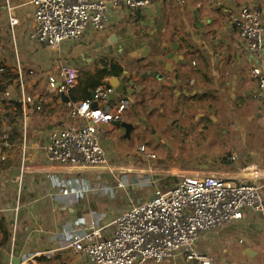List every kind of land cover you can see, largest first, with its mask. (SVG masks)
<instances>
[{"label":"crops","instance_id":"0c3cea01","mask_svg":"<svg viewBox=\"0 0 264 264\" xmlns=\"http://www.w3.org/2000/svg\"><path fill=\"white\" fill-rule=\"evenodd\" d=\"M12 1L15 4L12 16L19 21L14 26L11 25L8 12H6L5 0H0V16L3 13L1 26L3 29L5 28L6 38L11 49V59L7 66L14 67L16 60L21 61L27 73V81L33 77L27 90L30 95H35L33 93H37V90L41 88L39 84L42 77L46 78L43 81L47 84L49 75L60 73L62 69L60 58H70L77 63L81 61V64L77 66L78 71L82 68L92 70L97 68V60L100 59L105 63L110 61L108 66L111 61H116L115 63L123 66L125 71H129L127 77L130 76V73L136 72H139L140 75L154 73V77L149 76L136 84L137 92L131 97L132 106L127 119V122H131V120L139 118V109L144 107V100H147V104H151L149 112H176L181 102H189L191 110L197 109L198 101L202 100L200 97L208 98L207 90L212 88L213 80L218 77L222 78L226 68L233 73L228 65L236 66L237 64L238 69L246 70H239L237 74L233 73V87L230 96L235 103H243L241 108L245 112L247 121L251 123L249 126L259 124L264 129V101L253 99L258 81L253 72L255 68L264 70V52L257 57L251 56L240 39L239 31L229 23L230 16L242 6L264 10V0H221L215 12L208 9L214 0H201L200 2L195 0H153L152 5L146 9L113 12L111 21L104 32L88 29L80 41L64 42L53 52L55 56L51 59L43 51L40 53V59L31 55L34 50H50L46 47L39 48L30 37L34 25V11L30 0ZM191 7L194 10L200 9V12L195 14ZM213 19L215 21L211 22ZM223 23H227L226 26H223ZM217 26H220V29ZM138 41H142V44H138ZM20 43L24 53L20 50ZM146 45L152 47V51L146 59H140L138 52ZM173 45L178 46V51L172 49ZM126 56L130 59L129 67L125 66ZM48 67L51 70L45 73ZM31 70L34 75L29 74ZM36 74L39 76L35 77ZM127 77L123 73V80H127L125 82L130 81ZM67 96L69 97V95ZM10 102L12 103L8 104L5 113L17 112L18 105H14L12 100ZM47 104L43 109L47 106V111L52 112L57 107H64L65 103L61 97L59 100L50 95ZM8 107L11 108L8 109ZM37 115L39 112H31L29 116L31 135H36V138H31L30 143L26 145L15 141L11 156V158L14 157L15 164L6 169H0V187L3 190L5 188L9 190L11 184L13 185V193H3L4 200L15 201L16 205L20 196L27 198L30 210L22 207L18 214L13 209L9 213L8 203L0 205V209L8 214L9 232L16 237L18 256L27 252H39L46 255L40 259L42 264H90L84 256L65 248V243L58 241L57 238L62 231L66 230L67 226L82 222L85 215L92 212L101 213L102 207L99 204L103 202L96 191V195H93L95 184L91 183V186H88L89 176L87 174L79 176L51 172L47 174L43 172L21 173V168L24 165H29L28 168H32L46 164L43 154L39 157L36 154L29 155V149L39 147L38 143L31 141H41L44 138L45 132H42L41 135L37 134L36 121H41L42 125L48 124L42 121V117L35 118ZM69 121L72 122L67 114L63 123L67 124ZM77 122L79 123L81 120H77ZM135 122L137 123V121ZM56 124L50 123L51 126ZM64 124L61 123L57 127ZM249 126L243 128L242 131L247 135V141L251 136ZM110 128L111 138L117 130H124L116 124ZM52 130L47 133L45 142ZM238 138V136H232L230 139L231 146L234 148L233 157L230 154L227 159L229 163L223 160L221 162L223 168H209V164H204L202 170L239 171L225 169L229 166L235 167L230 160L237 162V160L241 161L243 157V146ZM27 149L29 156L24 164L22 156ZM17 151H20L21 154L19 155ZM34 158H38L39 162L33 164ZM66 189L74 192H89V195L88 198H83L80 202L67 197L60 198V193ZM14 193L18 194L17 199ZM24 193L28 195H24ZM61 200L64 203H61ZM104 205L105 212H107L106 203ZM33 207L37 209L36 212H40L39 224L36 219L31 217ZM55 213L61 215L64 222L55 224L54 233L49 234L43 231L40 225L50 220ZM26 218H29L31 222L24 225L20 223V220H26ZM113 219L108 217L106 224L111 223ZM15 220L17 221L16 225ZM110 235L111 228L108 227L105 230V236ZM0 237H2V233ZM200 248L202 251L206 249L210 251L215 259V264H264V215L246 210L242 221L229 225L219 237L205 240ZM2 251L4 264H6V250ZM162 264L188 263L184 258H177Z\"/></svg>","mask_w":264,"mask_h":264},{"label":"built area","instance_id":"2783aa9c","mask_svg":"<svg viewBox=\"0 0 264 264\" xmlns=\"http://www.w3.org/2000/svg\"><path fill=\"white\" fill-rule=\"evenodd\" d=\"M152 3L153 0H30L34 11L30 37L39 48L55 51L66 41H80L90 28L104 32L113 12L142 10ZM5 5L11 25H17L18 19L12 16L14 1L5 0ZM229 23L239 31L240 39L251 56L257 57L264 52L263 9L242 6L230 16ZM16 61L14 67L6 65L0 69V72L9 70L12 76L0 97L18 105L17 112L22 115V122L16 136L18 142L26 145L31 138H36V135H31L30 113L43 110L46 99L28 93L33 77L27 81L23 64ZM59 62L62 65L60 73L47 78L48 91L56 97L68 95L79 83L74 61L60 58ZM29 74L34 75V72ZM253 75L258 80L254 98L264 101V70L255 68ZM113 78L106 77L104 85L98 87L90 99L70 100L64 104L72 122L58 126L48 134L43 146L46 164L40 166L43 167L41 172L86 175L115 171L104 144L113 124L127 122L132 101L122 96L109 101L116 91L110 85ZM8 87L18 93H13ZM4 109V102L0 101V111ZM77 120L81 122L74 123ZM11 141L12 135H0V163L8 160L5 151L12 148ZM27 151L22 156L24 164ZM141 153L148 159L157 158L146 153L145 146L141 147ZM25 167L21 168L22 174ZM249 168H252L251 175H235ZM175 172L180 173L178 183L166 190L155 188L149 199L131 201L129 207L109 224H106L107 212L102 201L99 204L101 213L92 212L85 215L82 222L67 226L58 235V241H63L65 248L73 253L84 256L90 264H162L177 258H184L188 264H215L210 251L201 250L202 243L219 237L229 225L242 221L246 210L264 215V171L248 166L230 172L232 175L229 176L225 175L228 172L225 170L183 169ZM250 181L260 183L252 185ZM100 185L94 188L93 195H96L95 191L98 196L102 194ZM88 195L89 192L66 189L59 197L80 202ZM60 202L64 203L63 200ZM22 207L18 200L13 211L18 214ZM108 227L111 235L105 236ZM43 256L46 255L39 252L18 256L16 237L9 232L6 264H42L40 259ZM18 259L19 263H16Z\"/></svg>","mask_w":264,"mask_h":264},{"label":"rangeland","instance_id":"374dc122","mask_svg":"<svg viewBox=\"0 0 264 264\" xmlns=\"http://www.w3.org/2000/svg\"><path fill=\"white\" fill-rule=\"evenodd\" d=\"M2 17L3 13L2 16H0V62L5 61V63L8 64L11 59V49L6 38L5 28L3 29L1 26ZM18 35L20 38V32ZM130 49L133 50L134 48ZM20 50L24 53L21 43ZM42 51L45 52L50 59L55 56V54H53L54 51L50 52L46 49H42L41 51L34 50L31 55L34 58L40 59V53ZM125 59V66L129 67L131 65L129 63L130 59L128 56H126ZM51 61L54 62L53 60ZM97 61V68L93 70L86 69L85 72H94L110 63L109 60L108 63H105L102 59ZM74 64L77 69L81 61L78 63L74 62ZM237 66V64L236 66L232 64L228 65L235 74H237L239 70H246L243 68L238 69ZM82 69L84 70V68ZM50 70L51 69L48 67L45 73ZM250 70L251 68L249 67V71ZM233 73L226 68V72L222 78H215L212 82V88L207 90L208 98L203 99L204 96L200 97L202 100L198 101L197 109L191 110L189 109V102H181L176 112H149L151 104L148 103V105L147 100H144V107L139 109V118L134 121L131 120V123L136 126L131 132V137L129 139L125 137V130H117L112 138L110 137L111 131L108 132L104 147L111 164L113 166L125 165L153 169H170L172 171L203 169L202 167L204 164H209V168H223L224 166L221 165V162L227 160L230 154L231 157H233L234 147L231 146L230 139L232 136H238V141H240V144L242 143L243 146L242 163L240 160H237V162L230 160L235 167L232 168V166H229L225 169L236 171L248 166H254L264 171V129H262L259 124L249 126L251 123L247 121L245 112L241 108L243 103H235L232 100L230 93L233 87ZM37 76H39V74L35 75V77ZM43 80H46V78L42 77L39 84L41 88L37 90V93L33 94L44 97L46 99L45 106L49 101V96L55 95L48 91V85ZM8 89L12 90L15 94L18 93V91L14 92L12 87H8ZM3 99L4 97H0V101L4 102L5 107L4 110L0 111V135L3 133L12 135L15 133L14 140L18 142L16 134L20 133L22 115L16 111L5 113V111H7V106L5 105L7 101ZM67 114L68 111L66 112L63 110V115L54 116L53 119L43 117L42 121L46 123H57L55 126L48 124L42 125L41 121H36L38 127L37 134L41 135L42 132H45L44 138L41 141H31L38 143L39 147L37 149H29V155L36 154L39 157L43 154V145L47 133L56 128L57 125L61 123L64 124L63 121ZM38 117L42 116H35V118ZM135 121H137V123ZM76 122L77 121H74V123ZM247 126L250 127L249 130L251 132V136L248 139L249 141H247V135L242 132L243 128ZM46 127H48L49 130H46ZM142 146H145L146 153L154 154L157 158L148 159L141 153ZM17 153L19 155L21 154L20 151H17ZM29 155L27 154V156ZM37 162H39L38 158H34L33 164ZM36 167L40 166H34L32 168ZM154 171L155 172H119L115 170L114 172H95L93 174H87L89 176L88 186H91V183H94L96 187H98L97 185L99 183L101 184L99 188L102 194H99L98 197L107 205V218L109 217L112 219L117 217L123 210L127 209L131 201L149 199L155 188L163 187V182L168 177L180 179V173L158 172L159 170ZM259 183V181L249 182V184L252 185H258ZM5 192L13 193V185L11 184V189L9 190H6V188L3 190L0 187V205L8 203L9 213H11V210L15 207V201H5L3 198V193ZM14 194L17 199L18 194ZM24 195L28 194L24 193ZM20 201L21 206L26 210H30L27 198H22L20 196ZM36 210L37 209L34 207L31 209V217L36 219L39 224L38 217L40 212H36ZM30 222L29 218L20 220V223L23 225ZM59 222H64V219L61 215L55 213L50 220L44 222L40 226L43 231L53 234L55 224Z\"/></svg>","mask_w":264,"mask_h":264},{"label":"trees","instance_id":"16d2710c","mask_svg":"<svg viewBox=\"0 0 264 264\" xmlns=\"http://www.w3.org/2000/svg\"><path fill=\"white\" fill-rule=\"evenodd\" d=\"M7 64L5 61L0 62V69L5 67ZM95 68V67H93ZM86 69H80L78 71L79 77H78V86L71 90L69 92V98L71 101L78 102V101H85L88 100L92 97L93 92L100 86L104 85V81L106 77L108 76H114V77H123V73L125 69H123V66H121L118 63H115L111 61V64L108 66L104 65L103 67L97 69L96 71H86ZM87 70H92V69H87ZM4 75V76H3ZM9 77V78H8ZM12 79L11 72L9 70H6L5 72H0V93L5 90V88L10 84ZM130 98V97H129ZM56 99L60 100V97H56ZM131 99V98H130ZM7 103H5L6 106L8 104H11L10 100H5ZM14 102V101H13ZM16 105V103L14 104ZM48 106V104H47ZM47 106L45 109L41 110L39 112V115L49 119H53V117H57L59 115H63V110H66L65 106L62 107H57L55 110L52 112L47 111ZM11 107H8L10 109ZM56 120V119H55ZM71 121H69L67 124H69ZM64 124V125H67ZM50 125V123H48ZM57 127V126H56ZM55 129V128H54ZM46 130H49L48 127H46ZM14 135V136H13ZM15 133L12 134V141L11 145L15 143ZM13 148H11L8 151H5L8 153V160L6 162L0 163V169H6L12 165L15 164L14 157L11 158ZM226 163H229L227 160H225ZM179 180L174 177H168L164 182H163V187L162 189L166 190L172 186H174L176 183H178ZM8 214L3 212L0 209V234L2 233V237H0V264H4V259H3V251L6 250L8 247V240H9V223L10 220H8Z\"/></svg>","mask_w":264,"mask_h":264},{"label":"water","instance_id":"95a60500","mask_svg":"<svg viewBox=\"0 0 264 264\" xmlns=\"http://www.w3.org/2000/svg\"><path fill=\"white\" fill-rule=\"evenodd\" d=\"M195 1H201V0H195ZM221 3V0H214V2L212 3L211 6H209V9L211 12H215L216 8L218 7V4ZM191 10L194 11V13H198L200 12V9H196L194 10L193 7H191ZM215 21L214 19L211 21L213 22ZM227 24V23H226ZM225 23H223V26H226ZM218 29H220V26H217ZM138 44H142V41H138ZM127 48H129L128 45H126ZM172 49H174L175 51H178V46L173 45ZM152 51V47L150 46H144L143 48H141L139 50V54L138 57L140 59H146L148 54L151 53ZM170 51V50H169ZM129 75V71H124V76H128ZM154 77V73H145L143 75H140L138 72L136 73H130V76L127 77L128 80H130L129 82H125L127 80H123V77H114L110 83V85L112 87L115 88V93L113 95H111L109 97V101L113 102L117 97H132L136 92H137V88H136V84H138L140 81L147 79V77ZM135 77L133 80L132 78ZM61 99L64 103H68L70 101V98L63 94L61 95ZM255 100V98H253ZM116 125L118 127H122L125 130V137L126 138H130L131 137V132L134 130L135 128V124H132L131 122H123V123H116ZM105 128H107V126H104ZM16 263H19V259L16 261Z\"/></svg>","mask_w":264,"mask_h":264},{"label":"bare ground","instance_id":"6f19581e","mask_svg":"<svg viewBox=\"0 0 264 264\" xmlns=\"http://www.w3.org/2000/svg\"><path fill=\"white\" fill-rule=\"evenodd\" d=\"M116 170V171H119V172H139V171H151V172H155L154 170H159L158 172H175V171H172L170 169H153V168H146V167H131V166H125V165H116V166H113ZM43 169V167H37V168H28V167H25L24 168V172H41ZM251 171H252V168H249L245 171H242L240 174H235V175H240V176H246V175H251ZM178 173V172H176ZM225 175H232V173L230 172H227L225 173Z\"/></svg>","mask_w":264,"mask_h":264}]
</instances>
